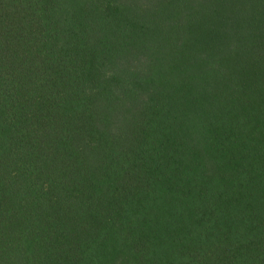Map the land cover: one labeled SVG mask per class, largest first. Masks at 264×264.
Returning <instances> with one entry per match:
<instances>
[{
	"label": "trees",
	"instance_id": "obj_1",
	"mask_svg": "<svg viewBox=\"0 0 264 264\" xmlns=\"http://www.w3.org/2000/svg\"><path fill=\"white\" fill-rule=\"evenodd\" d=\"M0 264H264V0H0Z\"/></svg>",
	"mask_w": 264,
	"mask_h": 264
}]
</instances>
